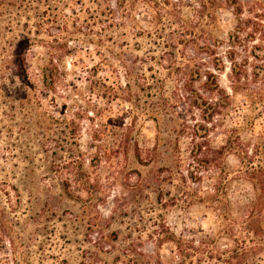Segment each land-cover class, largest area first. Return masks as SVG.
Masks as SVG:
<instances>
[{
    "label": "rangeland",
    "instance_id": "rangeland-1",
    "mask_svg": "<svg viewBox=\"0 0 264 264\" xmlns=\"http://www.w3.org/2000/svg\"><path fill=\"white\" fill-rule=\"evenodd\" d=\"M58 1L0 0V214L26 263L264 264V214L250 223L243 160L224 157L235 178L220 200L205 192L217 169L201 162L251 102L239 92L209 124L186 91L215 101L203 87L213 73L232 95L233 52L243 83L264 95L253 74L264 59L252 56L264 48V18L232 46L239 23L227 0ZM241 2L253 19V0ZM92 16L102 20L90 32ZM53 58L47 88L41 68ZM255 119L243 140L250 152L264 145V111ZM195 125L210 129L206 139ZM244 240L262 246L247 251ZM10 259L7 238L0 264Z\"/></svg>",
    "mask_w": 264,
    "mask_h": 264
},
{
    "label": "trees",
    "instance_id": "trees-1",
    "mask_svg": "<svg viewBox=\"0 0 264 264\" xmlns=\"http://www.w3.org/2000/svg\"><path fill=\"white\" fill-rule=\"evenodd\" d=\"M24 1V0H22ZM68 1V0H67ZM56 6L59 5V1L56 0ZM228 5H230L233 9V14L237 17L239 26L234 30V32L230 35L229 41L232 46L238 45L242 40V34L246 32V27L248 25H252L254 32H257L259 28L262 27V19L264 18V0H253L252 7L254 12L253 19H244L243 15L245 13L244 4L241 0H227ZM252 12V10H250ZM93 20L89 21V19H85L86 29L90 30L92 26L97 25L101 22L102 19H98L96 17ZM91 32V30H90ZM100 40L103 38V34L100 35L98 32ZM246 37L248 34L245 33ZM109 36V35H104ZM113 36V35H112ZM251 37V35H249ZM112 38V37H109ZM252 38V37H251ZM263 53V54H262ZM233 52H230L227 58L231 62V71L233 73V86H232V95H229L225 90H223L218 82V78L213 73H208L206 75V82L203 83V87L206 91L212 93L215 96H219L218 98L215 97V101H204L202 97L199 95L197 91L193 89V87L186 86V91L191 94L192 96V106L197 107L198 109L203 110L204 112V121L209 124H213L216 117L223 116V112L232 106V97L238 94L239 92L246 91V98L251 102L249 106V110L251 112L249 115H242L234 121L233 125L228 128V136L226 139V143L219 148L212 149L209 148L210 158L211 160L201 161L203 164L209 163V166L217 169V177L216 183L211 187L209 191H205L207 195H212L220 200V196L222 194H226V189L229 186V182L234 180L235 177L230 178L231 174L234 172H230V169L225 168L223 163L224 157H227L231 154H236L241 157L243 160V168L244 171H239L241 174L240 178H243L245 182L251 185L252 192L254 198L250 199V204L248 210L250 211L249 217L250 223L254 224V219L257 216H261L264 214V145L260 143H256L253 145V149L250 152L247 147L244 146L243 140L247 137L248 132L254 133V126H255V118L262 117L264 111V95H261L259 92L254 91L248 85V83H243V72L241 73L240 69H238V64L236 63V59L232 56ZM21 53V62L17 64L15 62V67L17 70L20 69L21 71V84L23 85L24 89H28L29 87L33 86V83L30 80L29 76V66L26 62V57H22ZM24 56V55H23ZM252 56L257 61H262L264 59V48L263 47H253ZM52 65V69L47 67H42V79L41 82L45 84L47 88L52 87L55 84L54 76L58 74V66L54 63V58L50 61ZM218 70H221L220 65H215ZM53 71H55V75H53ZM254 82L258 83L264 80V68L255 66L254 67ZM191 88V89H190ZM25 99L28 101L29 94L22 95L21 100ZM195 134L200 138H207L210 132V129L203 125H195L194 126ZM202 132V133H201ZM126 142L129 141V137L125 139ZM206 145H197L196 151L205 148ZM126 148V147H125ZM196 155V153H195ZM219 170V171H218ZM4 216L0 214V242H3L4 239H9L11 245V264H27L26 259L23 255H21V248L16 245V240L12 236V234L5 228L4 226ZM250 234L252 236H259V231L256 229H251ZM172 242L173 239H169L168 242ZM250 242H253V238H250ZM240 244V243H239ZM241 244L244 245L245 250L247 251H256L257 247L262 245H247V241H241ZM264 248V245L263 247ZM262 250V249H261Z\"/></svg>",
    "mask_w": 264,
    "mask_h": 264
}]
</instances>
